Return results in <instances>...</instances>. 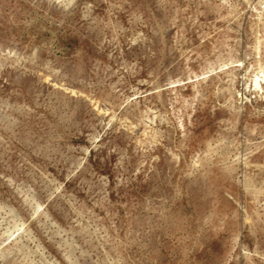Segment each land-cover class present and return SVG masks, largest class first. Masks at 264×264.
Returning a JSON list of instances; mask_svg holds the SVG:
<instances>
[{"label": "rangeland", "instance_id": "obj_1", "mask_svg": "<svg viewBox=\"0 0 264 264\" xmlns=\"http://www.w3.org/2000/svg\"><path fill=\"white\" fill-rule=\"evenodd\" d=\"M262 1L0 0V264H264Z\"/></svg>", "mask_w": 264, "mask_h": 264}, {"label": "bare ground", "instance_id": "obj_2", "mask_svg": "<svg viewBox=\"0 0 264 264\" xmlns=\"http://www.w3.org/2000/svg\"><path fill=\"white\" fill-rule=\"evenodd\" d=\"M261 4L264 5V1H262ZM263 10H264V7H263ZM253 82H254L255 88H257L259 90L262 89L261 84H264V66L259 67L258 74H256L254 76ZM31 201L33 203L34 200L32 199ZM33 206L35 208L33 216L37 217L40 214V212L42 211L43 206L39 203H33ZM11 223H10L11 225H9L6 228V230H4L2 232L3 239L4 238H6V239H4L3 242H0V259H2L5 256L4 253H6V252H3L4 247L11 244L12 242H18L19 241L18 239L25 232V224L24 223L17 222L15 220H12Z\"/></svg>", "mask_w": 264, "mask_h": 264}]
</instances>
